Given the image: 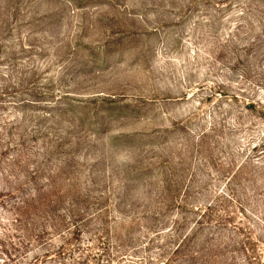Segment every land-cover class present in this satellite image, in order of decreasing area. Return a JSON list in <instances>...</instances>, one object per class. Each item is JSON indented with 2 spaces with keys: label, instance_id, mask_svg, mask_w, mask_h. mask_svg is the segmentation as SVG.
I'll return each mask as SVG.
<instances>
[{
  "label": "rangeland",
  "instance_id": "rangeland-1",
  "mask_svg": "<svg viewBox=\"0 0 264 264\" xmlns=\"http://www.w3.org/2000/svg\"><path fill=\"white\" fill-rule=\"evenodd\" d=\"M0 264H264V0H0Z\"/></svg>",
  "mask_w": 264,
  "mask_h": 264
}]
</instances>
